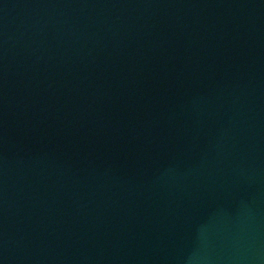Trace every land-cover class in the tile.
<instances>
[{"label": "water", "instance_id": "obj_1", "mask_svg": "<svg viewBox=\"0 0 264 264\" xmlns=\"http://www.w3.org/2000/svg\"><path fill=\"white\" fill-rule=\"evenodd\" d=\"M0 264H264V0H0Z\"/></svg>", "mask_w": 264, "mask_h": 264}]
</instances>
